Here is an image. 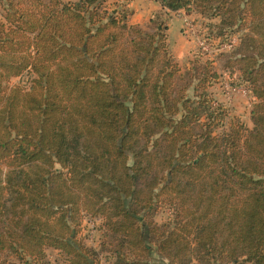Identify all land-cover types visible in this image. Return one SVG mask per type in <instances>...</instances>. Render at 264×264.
<instances>
[{
  "label": "trees",
  "instance_id": "16d2710c",
  "mask_svg": "<svg viewBox=\"0 0 264 264\" xmlns=\"http://www.w3.org/2000/svg\"><path fill=\"white\" fill-rule=\"evenodd\" d=\"M160 2L246 31L222 68L254 98L252 128L214 104L210 61L181 70L160 14L144 29L106 0H0V264H51L47 249L55 264H264V0Z\"/></svg>",
  "mask_w": 264,
  "mask_h": 264
},
{
  "label": "rangeland",
  "instance_id": "374dc122",
  "mask_svg": "<svg viewBox=\"0 0 264 264\" xmlns=\"http://www.w3.org/2000/svg\"><path fill=\"white\" fill-rule=\"evenodd\" d=\"M117 3L108 2L107 7L109 9L114 8ZM190 13H186L185 10L181 9L183 14H185L190 23L191 26L196 30V32L199 35L206 36L210 39L221 37L222 40L225 39V36H221V31L217 28L219 26V19H209L202 17L200 14L196 13L194 10L189 9ZM178 14H174V16H177ZM169 27V43L170 46L173 47L175 44L179 43L180 38L185 37V35L182 32L181 26L183 25V18H177L172 17L169 20L168 23ZM144 29H152L151 25L148 23L145 26H142ZM223 32V31H222ZM196 33V34H197ZM246 33L245 30H239L236 28L231 29L228 31L227 36L229 37H236L237 41L239 42L240 39L243 37V35ZM227 38V37H226ZM194 53L190 56V60L185 62L182 65H179L181 70H187L191 68V62L196 59V57L200 58L201 62L210 61L212 63L213 70L217 72L219 78L218 82L212 85L208 89V94L210 95L211 99L214 101V104H220L223 106L229 113L228 118L236 117L239 118L242 123L246 126V128L251 129L252 123L250 120L249 112L251 110L252 105L255 103V100H252L250 96H241L237 95L233 98L228 99L221 90V83L222 82H230L233 84H237L241 86V82L239 81L238 74L236 72H229L225 71L222 66L225 62V56H228L231 54L230 52L226 53H218L216 56H207L203 55L201 53H198L196 50L193 51ZM10 86L17 85L21 86L23 88H27L29 86V75L24 74L21 77L14 78L10 80L9 82ZM244 86V85H242ZM228 122V119L224 120V123L226 124ZM222 131V128L218 129L216 133H219ZM171 219V211L168 207H161L158 212L153 216V220L157 224H161L164 222L169 221ZM80 235L82 236L84 243L86 246L93 248L96 251H99V245L102 240L103 232H102V221L98 218H89L85 217L82 220L81 227H80ZM47 258L50 261L51 264H55L57 260L60 259L58 252L47 249L46 250ZM101 260L104 261L106 254L103 253L101 255ZM247 264V263H246Z\"/></svg>",
  "mask_w": 264,
  "mask_h": 264
},
{
  "label": "crops",
  "instance_id": "0c3cea01",
  "mask_svg": "<svg viewBox=\"0 0 264 264\" xmlns=\"http://www.w3.org/2000/svg\"><path fill=\"white\" fill-rule=\"evenodd\" d=\"M62 1H76V0H62ZM117 3L118 5H125L126 8L130 11V16L128 18V23L130 25H139L145 26L150 23V20L154 18L156 14H160L161 20L165 23L167 30V43L169 46V50L173 55L174 59L179 65L184 64L185 62L190 60V56L194 53L195 50V40L191 37H183L180 38L179 43L175 44L173 47L170 46L169 43V20L172 17L182 18L184 12L181 10L178 11H170L164 7H162L160 0H106V4L108 2ZM178 14L174 16V14ZM2 19L0 13V20ZM182 28V26H181ZM239 77V75H238ZM250 98L254 100V98L250 95Z\"/></svg>",
  "mask_w": 264,
  "mask_h": 264
},
{
  "label": "built area",
  "instance_id": "2783aa9c",
  "mask_svg": "<svg viewBox=\"0 0 264 264\" xmlns=\"http://www.w3.org/2000/svg\"><path fill=\"white\" fill-rule=\"evenodd\" d=\"M182 18V32L186 37L194 38L196 50L198 51V53L207 56H216L218 53H226L232 51L238 44L236 37L225 36V39L222 40L219 36L210 39L206 36L204 37L202 35H199L191 26V23L185 14L182 15ZM220 86L223 94L228 99L233 98L237 95H241L244 97L250 96V93L245 86H239L230 82H222Z\"/></svg>",
  "mask_w": 264,
  "mask_h": 264
}]
</instances>
